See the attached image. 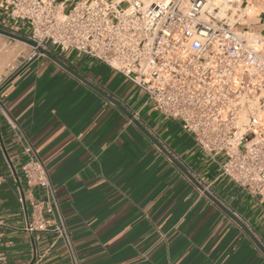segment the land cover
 Returning a JSON list of instances; mask_svg holds the SVG:
<instances>
[{
	"label": "crops",
	"instance_id": "crops-1",
	"mask_svg": "<svg viewBox=\"0 0 264 264\" xmlns=\"http://www.w3.org/2000/svg\"><path fill=\"white\" fill-rule=\"evenodd\" d=\"M78 0H56L65 11ZM236 28L264 37V0H234ZM0 28L28 36L0 0ZM123 104L264 245V201L222 172L226 156L202 150L145 90L77 51L55 53ZM0 264H73L54 230L24 229L44 196L22 172L23 149L3 114L44 162L81 264H264V253L114 103L30 44L0 33ZM264 128V108L260 112Z\"/></svg>",
	"mask_w": 264,
	"mask_h": 264
},
{
	"label": "built area",
	"instance_id": "built-area-1",
	"mask_svg": "<svg viewBox=\"0 0 264 264\" xmlns=\"http://www.w3.org/2000/svg\"><path fill=\"white\" fill-rule=\"evenodd\" d=\"M5 1L10 17L30 27L28 38L129 78L203 151L224 154L223 174L264 201V37L236 28L234 0H78L68 11L56 0ZM3 114L23 149L26 184L44 193L30 213L21 199L24 229L58 232L73 264H81L44 162L18 122Z\"/></svg>",
	"mask_w": 264,
	"mask_h": 264
},
{
	"label": "water",
	"instance_id": "water-1",
	"mask_svg": "<svg viewBox=\"0 0 264 264\" xmlns=\"http://www.w3.org/2000/svg\"><path fill=\"white\" fill-rule=\"evenodd\" d=\"M0 33H3L5 35H8L12 38L22 40L31 46L35 47L41 54H44L48 56L50 59H52L55 63H57L59 66L64 68L66 71L83 81L85 84L90 86L92 89H94L96 92L107 98L109 101L114 103L120 110H122L131 120L155 143V145L163 152L165 153L170 160L184 173L186 174L203 192L204 194L217 206H219L229 217H231L235 222H237L243 230L253 239V241L257 244V246L262 250L264 253V245L262 242L257 238V236L250 230V228L245 224V222L239 218L234 211H232L227 205H225L223 202H221L210 190L206 189L204 185H202L199 180L191 174V172L179 161V159L167 148L165 145H163L146 127L145 125L140 122L137 118L134 117V115L123 105L121 102H119L117 99H115L113 96L105 92L103 89H101L99 86L94 84L92 81L87 79L84 75H82L79 71H77L72 66L68 65L65 61L62 60L60 56L55 54L54 52L47 50L43 48L42 46L38 45L35 41L31 40L30 38L17 34L15 32H12L10 30H6L4 28H0Z\"/></svg>",
	"mask_w": 264,
	"mask_h": 264
},
{
	"label": "rangeland",
	"instance_id": "rangeland-1",
	"mask_svg": "<svg viewBox=\"0 0 264 264\" xmlns=\"http://www.w3.org/2000/svg\"><path fill=\"white\" fill-rule=\"evenodd\" d=\"M123 6H126V4H123Z\"/></svg>",
	"mask_w": 264,
	"mask_h": 264
}]
</instances>
